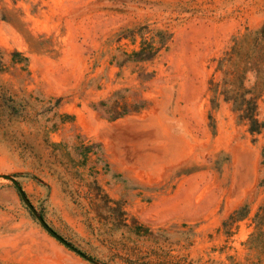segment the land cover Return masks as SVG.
Returning a JSON list of instances; mask_svg holds the SVG:
<instances>
[{
	"label": "rangeland",
	"instance_id": "obj_1",
	"mask_svg": "<svg viewBox=\"0 0 264 264\" xmlns=\"http://www.w3.org/2000/svg\"><path fill=\"white\" fill-rule=\"evenodd\" d=\"M263 23L264 0H0V264H264V130L208 118L212 60ZM117 91L144 107L106 119Z\"/></svg>",
	"mask_w": 264,
	"mask_h": 264
},
{
	"label": "trees",
	"instance_id": "obj_2",
	"mask_svg": "<svg viewBox=\"0 0 264 264\" xmlns=\"http://www.w3.org/2000/svg\"><path fill=\"white\" fill-rule=\"evenodd\" d=\"M158 43H162L169 35L157 31ZM160 47L153 42H141L140 48L129 53L137 61H151L158 54ZM213 75L208 81L209 102L211 110L209 120L214 123V112L218 109L220 102L231 105L232 110L238 118L248 124L251 134H259L264 130V122L256 118L259 100L264 95V23L255 29L246 28L239 36L232 38L230 45L216 58L212 60ZM2 67L0 61V68ZM217 76V77H216ZM121 92H115L112 97L113 103L100 101L96 108L101 115L110 121L119 119L131 112H137L144 107L130 105L125 98L120 96ZM115 203L114 200H111ZM246 205L234 210L223 226H228L246 216ZM254 231L247 240V246L254 251L258 257L264 254V203L254 215ZM127 225V224H124ZM135 228L143 229L139 224ZM150 234V230H143Z\"/></svg>",
	"mask_w": 264,
	"mask_h": 264
},
{
	"label": "water",
	"instance_id": "obj_3",
	"mask_svg": "<svg viewBox=\"0 0 264 264\" xmlns=\"http://www.w3.org/2000/svg\"><path fill=\"white\" fill-rule=\"evenodd\" d=\"M4 178L10 180L13 185L15 186V188L18 190L20 197L22 198V200L25 202V204L28 206V208L32 211V213L36 216L37 220L39 221V223L41 224V226L52 236L54 237L56 240H58L59 242H61L63 245H65L66 247H68L69 249H71L72 251H74L75 253H77L78 255H80L81 257L87 259L90 262L96 263V261L90 259V258H86V256L84 254H82L81 252H79L76 248H74L71 244H69L66 240H64L62 237H60L56 232H54L51 228H49L46 223L44 222V220L42 219V217L40 215H38L36 213V211L34 210V208L32 207V205L29 203V201L27 200L23 190L21 189L20 185L18 184V182L13 179L10 176H3Z\"/></svg>",
	"mask_w": 264,
	"mask_h": 264
}]
</instances>
